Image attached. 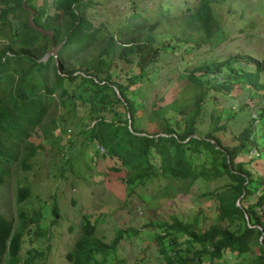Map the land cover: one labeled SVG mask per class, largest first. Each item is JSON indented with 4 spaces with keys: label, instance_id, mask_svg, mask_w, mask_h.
I'll return each instance as SVG.
<instances>
[{
    "label": "trees",
    "instance_id": "obj_1",
    "mask_svg": "<svg viewBox=\"0 0 264 264\" xmlns=\"http://www.w3.org/2000/svg\"><path fill=\"white\" fill-rule=\"evenodd\" d=\"M89 1L56 0L55 9L49 12L44 5L25 0V5L33 9L30 21L51 29L54 44L63 39L56 57L49 55L39 59L49 46L48 36L28 25L29 10L22 0H0V162L19 159L22 167H27V160L40 144L27 142L17 158L9 140L19 141L29 136L43 117L53 92H57L56 103H62L64 97L79 96V90H88L85 97L78 102L72 100V104L80 106L89 101L88 139L99 143L103 155L115 158L118 164L111 168L123 170L121 180L129 190L149 178L164 180L162 195L185 191L195 180L214 182L201 194L215 200L216 217L205 226L198 208L186 219L170 215L168 219L149 221L137 228H117L114 235L105 240L95 234V223L89 215L82 213L78 234L64 254L67 264H127L116 256L118 241L122 233L141 235L143 231L152 234L155 240L158 264H204L205 261L220 264L214 261L220 258L226 264L233 256L236 259L232 264H264V186H261L264 180V79H260L264 56L255 59L249 70L233 67L229 58L196 66L184 75L185 88L191 91L188 98L174 96L162 106L153 104L151 115L160 120L156 129L146 130L139 124L136 93L128 87L146 79L147 65L168 46L155 42V30L160 23L157 20L146 23L136 40L133 36L121 38L143 23L138 22L124 35H116L120 38L117 39L107 28L104 32L107 34L101 33V27L86 18L83 8ZM223 1L226 0H193L166 17L165 29L172 26L170 31L175 40L208 41L219 27L213 4ZM94 42L98 44L91 47L93 51L80 59L77 66L63 67L68 55ZM115 57L126 63L134 62L137 69L124 71L125 83L118 81V73L111 69ZM222 67L232 72L215 78L214 73ZM196 69L203 70L198 77L194 75ZM203 79L212 80L210 86H206ZM234 85H244L253 94L256 91L258 100L250 122L236 134L238 141L228 145L221 143L214 133L223 125L200 132L196 117L208 87L227 91ZM175 86L179 87L177 83ZM77 87L80 89L75 93ZM113 103L121 105L127 116L104 118L101 112L113 110ZM241 107L244 108L243 104ZM166 110L174 114L164 115ZM50 118L52 122L54 117ZM251 148L257 150L248 159H236L239 154L249 153ZM251 161L258 163L257 174L254 173L256 168L248 166ZM174 183L176 185H172ZM27 191L26 185L18 186L15 201H22ZM251 194L254 200L245 203L244 199ZM51 211L56 217L55 204ZM18 217L19 221L13 225L0 212V264H34V257L42 250L31 247L26 249L25 256L21 255L27 221L34 223L35 235L45 237L39 211L32 210L25 221L23 211L18 210Z\"/></svg>",
    "mask_w": 264,
    "mask_h": 264
},
{
    "label": "rangeland",
    "instance_id": "obj_2",
    "mask_svg": "<svg viewBox=\"0 0 264 264\" xmlns=\"http://www.w3.org/2000/svg\"><path fill=\"white\" fill-rule=\"evenodd\" d=\"M192 1L91 0L83 8L86 18L94 26L101 27V33L107 34L104 32L108 29L117 39L120 38L116 35H124L126 30L133 29L138 22L143 23L121 38L133 36L136 40L146 23L154 20L160 23L155 30V42H163L168 46L157 55L155 61L147 65L146 79L128 87L136 93L140 108L139 124L146 130L156 129L160 120L151 115L153 104L162 106L174 96L188 98L191 91L185 88L184 75L196 66L229 58L233 67L249 70L255 59L264 56V0H226L214 3L213 10L219 27L208 41L194 43L192 40H175L170 31L171 24L169 30L165 29L166 17ZM32 2L44 5L49 12L56 7V0ZM97 44L94 42L68 55L63 67L77 66L78 61L88 56ZM133 63L123 62L116 57L111 61V69L118 73V81L126 82L125 70H137ZM202 72V69H196L194 75L198 77ZM231 72L228 67H222L214 76L219 79L222 74ZM260 79H264V72ZM203 80L206 86H210L212 80ZM176 83L179 87L175 86ZM79 89L77 87L74 92L77 93ZM249 90L244 85H234L227 91L208 87L196 117L197 130L204 132L208 128L223 125V128L214 131L220 142L230 145L238 141L236 134L250 122V117L256 111L254 106L258 93L254 91L253 94ZM79 91V96L64 97L62 103H56L57 92H53L43 117L29 136L19 141L9 140L17 158L23 153L27 142L40 144L27 160V167L23 168L19 159L9 163L0 162L1 214L14 225L19 221L18 210L23 211L25 221L32 210H38L39 223L45 229V237L41 238L34 233V223L26 222L22 256H25L26 249L36 247L42 250L34 257V264H67L64 254L71 248L78 234L82 213L89 215L95 223V234L105 240L110 239L117 228H137L149 221L168 219L170 215L186 219L198 208L202 224L206 226L215 220V200L201 194L211 188L214 182L195 180L185 191L162 195L160 190L164 180L149 178L129 190L121 180L123 170L111 168L118 164L115 158L103 155V148L98 142L89 141L86 131L91 122L89 101H84L80 106L72 104V100L78 102L89 91ZM112 105L113 110L101 112L104 118L127 116L121 105ZM171 113L174 114L166 110L164 115L169 116ZM50 117H54L52 122ZM258 129L261 130V127ZM256 150L251 148L249 153L239 154L236 159L246 160ZM259 153L263 155L260 150ZM248 166L256 168L255 174L259 172L257 162L251 161ZM219 181H215V184ZM20 185H26L28 191L26 197L17 203L16 189ZM261 186H264V180ZM254 194L248 195L244 202L253 201ZM53 204L57 209L56 217L51 211ZM140 234L122 233L116 256L122 257L127 264H158L160 259L156 257L152 234L145 231ZM235 259L233 256L232 261L229 259L226 264H232ZM214 261L225 264L223 258ZM204 264L209 263L205 261Z\"/></svg>",
    "mask_w": 264,
    "mask_h": 264
},
{
    "label": "water",
    "instance_id": "obj_3",
    "mask_svg": "<svg viewBox=\"0 0 264 264\" xmlns=\"http://www.w3.org/2000/svg\"><path fill=\"white\" fill-rule=\"evenodd\" d=\"M22 4H23V6L26 9L29 10V13L26 16V21H27L28 25L29 26H32L33 28H35L36 30H38L42 35H47L48 36V39H49V46L44 51L43 55L39 59H45L49 55L56 56V50L61 45L63 39L60 42L54 44L53 39H52V30L51 29H48V28H44V27L39 26V25H36V24H33L30 21V17H31V15L33 13V9L31 7L25 5V0H22Z\"/></svg>",
    "mask_w": 264,
    "mask_h": 264
}]
</instances>
